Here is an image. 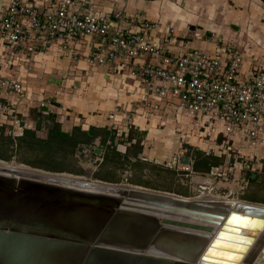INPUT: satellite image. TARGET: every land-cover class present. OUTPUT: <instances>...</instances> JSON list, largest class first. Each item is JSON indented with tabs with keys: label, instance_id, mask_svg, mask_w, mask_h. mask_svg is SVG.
Segmentation results:
<instances>
[{
	"label": "built area",
	"instance_id": "1",
	"mask_svg": "<svg viewBox=\"0 0 264 264\" xmlns=\"http://www.w3.org/2000/svg\"><path fill=\"white\" fill-rule=\"evenodd\" d=\"M94 1L9 0L0 4V39L8 40L15 53L26 60L58 51L73 64L81 61L128 74L145 94L135 103V109L124 111L118 105L108 115L115 132L118 113L123 112L128 124L133 125V117L145 111H160L159 101L165 100L192 116L204 132L210 134L221 124L226 135L243 136L251 152L259 148L264 137V66L255 67L245 78V56L238 43L210 37L213 51L188 48L186 35L201 40L206 34L189 27L179 38L172 26L164 30L161 22L135 21L122 10L97 13L92 8ZM83 43L89 48L88 54L78 50ZM12 94L26 99L24 84L0 76V123L9 120L11 134L21 137L24 127L17 106L10 100ZM46 106L42 103L40 107L44 114H50L51 106L44 112ZM221 152L229 151L224 147ZM186 153L183 150L177 155L176 167L183 165L191 173L190 165L180 162ZM244 165L253 172L263 170L261 162L247 165L236 161L229 172ZM210 174L224 177L228 172L214 167Z\"/></svg>",
	"mask_w": 264,
	"mask_h": 264
},
{
	"label": "water",
	"instance_id": "2",
	"mask_svg": "<svg viewBox=\"0 0 264 264\" xmlns=\"http://www.w3.org/2000/svg\"><path fill=\"white\" fill-rule=\"evenodd\" d=\"M94 153L101 155L102 149ZM178 161L175 156L168 166L175 168ZM180 162L190 165V157ZM18 166L43 180L0 177V264H236L240 254L227 249L244 250L248 240L234 225L253 228L264 221V207L255 204L234 212L228 200L207 202L134 185L118 188V198L84 196L56 180L80 176L24 164L7 170L17 173ZM221 214L216 235L202 234L215 230ZM261 253L264 259V249Z\"/></svg>",
	"mask_w": 264,
	"mask_h": 264
},
{
	"label": "crops",
	"instance_id": "3",
	"mask_svg": "<svg viewBox=\"0 0 264 264\" xmlns=\"http://www.w3.org/2000/svg\"><path fill=\"white\" fill-rule=\"evenodd\" d=\"M8 1L9 0H0V4ZM92 8L97 13L106 14H113L117 10H122L135 21L161 22L164 26V30L169 26L175 28V35L179 38L186 35L189 27L193 31L199 30L206 34V38L201 40H194L191 38L190 34L186 35L188 36V48H199L206 51H213L214 44L210 37L212 39H224L238 43L244 51L245 64L242 69V75L245 78L250 77L251 72L255 67L264 66V25L262 24L264 21V2L261 0H95ZM160 42L161 39L157 38V43ZM84 44L85 43L78 46V50L81 49L82 54H88L89 48ZM35 58L40 62L55 61L54 63L58 64V67L54 70L52 69L53 71L51 72H54L55 75L56 73H61L64 77L68 75L70 69H75L77 73L80 71L83 72V70L86 71V73L90 71H99V68H93L81 61L73 64L68 57L62 56L58 51H53L50 56H37ZM62 66L64 68H62ZM104 68L107 71V75H105L106 73L103 74V71L101 73H93V75H95V77H93L94 80L86 81L90 94L84 102H82L81 98L65 97L64 99L62 98V100H59L54 96H50L48 100L45 101L43 97L44 91L43 89H40L39 103L50 105L51 114L54 113L55 115L59 114L64 117L67 116L65 121L59 119L58 116L56 119L57 122L62 123L61 126L64 131L69 132L77 126L85 131L94 126L112 129V127H110L108 115L114 110V108L119 105L122 106L124 111H131L135 109L133 107L135 103L144 96L145 90L128 74L119 73L112 68ZM98 74L105 75V79H102L104 82L101 81L102 83H99L100 77ZM50 79L51 84L48 87H52L54 83H62V85H60L65 86L69 81L72 83L74 80L66 79L65 81H59L56 79V76H51ZM108 79H112V82L107 84L110 87L105 88V86L102 85L108 82ZM93 86L98 87V89H94ZM116 88H118V90H116ZM95 90L98 92L97 95H94ZM54 92L57 95H63L62 89L60 90L59 85H57V89ZM14 99L15 97L10 95V100H13L12 102L15 103L20 110L21 117L26 116L25 112L28 113L31 107L34 106L31 104L34 99H25L21 102H14ZM54 99H57L58 101L56 102H59L62 105L61 108L52 105V102L55 101ZM117 100L120 103H117ZM159 102H161L162 107L160 111L141 112L140 115L133 117V125L128 124L123 112L118 113L116 141L118 139L123 141L120 144L117 143L123 150H119V148L118 150L122 153H125L128 150L130 144L126 142V140L130 136V131L133 130L135 132V135L133 134V136L144 137V149L143 153L140 155L141 160L149 161L157 165H164L169 169H174L177 173V177L181 179L183 184L187 185L189 194L192 197L195 196V194L193 193V190H191V182H197L198 186L202 189L208 188L207 186L202 185H211V190H213L214 193L218 192V194L232 196L237 192L238 199L241 200L240 196L244 194L249 185L247 174L251 175L254 179L258 175L260 177V173H264V137L262 138L261 145L255 152L234 149V153L228 152L225 154L221 152L224 149L223 144L220 145L217 143L218 136L220 135L223 137V134L218 133L217 128L210 132V134L203 133L202 126L198 125L192 116L188 115L183 110H179L173 101L172 103L165 100ZM46 109H49L48 106H46ZM70 109L73 111L75 110L74 112L81 115H72ZM47 110H44V112ZM184 114H186V116ZM20 116L19 118L22 121L21 125L24 127V131L25 129H36V121L33 118H31L32 120L28 119L27 121H24ZM69 116L71 117L70 120L68 119ZM218 125L221 126V124H217V126ZM2 126H7L12 130L11 122L9 120L0 123V127ZM48 126L51 125L48 124ZM45 130H47V126L44 124L42 125L41 130L37 131V134H44ZM186 137L190 141L182 143ZM231 141L233 142V140ZM133 143H135V140ZM99 145L100 142L97 140L92 147L84 146L81 152H79L81 158L85 159L87 157L89 158L91 155L93 156L92 151L100 148ZM187 145L207 154L214 153L218 157L224 156V163L218 167L223 169V171H227L228 175H225L224 177H218L217 175L216 177H212L210 173L200 174L193 171L191 173L185 171L186 168H184L183 165H179L176 168H170L167 166L168 163H172L175 156L181 155V153H179L180 149L181 151L186 150L182 148ZM89 150L91 153H85ZM102 154L93 156L95 157L94 162L98 160L96 168L98 166L97 164L103 161ZM183 156H186V154ZM183 156H181V158ZM236 161L247 165L250 163L258 164L261 162L263 170L253 172L248 166L244 165L242 168L232 169L233 173L229 172L230 167H234ZM192 165L193 160L190 158L191 168ZM254 173H257L258 175L256 176ZM237 179L240 180L238 183H235ZM220 181L224 184L229 182L230 185L223 186V184L219 183ZM258 185L263 186L264 183L259 182ZM193 189L197 191V189ZM170 194L178 196L174 193ZM241 201L253 204L249 201Z\"/></svg>",
	"mask_w": 264,
	"mask_h": 264
},
{
	"label": "trees",
	"instance_id": "4",
	"mask_svg": "<svg viewBox=\"0 0 264 264\" xmlns=\"http://www.w3.org/2000/svg\"><path fill=\"white\" fill-rule=\"evenodd\" d=\"M33 112L36 111L33 110ZM17 114L21 113L17 111ZM32 118L36 121V129H25L21 137H14L11 134L12 130L7 126L0 127L1 161L11 162L16 160L20 164L51 173L87 176V172L80 166L79 152L84 146L92 147L99 140V146L103 150V161L97 164L96 171L90 175L93 180L113 184L126 182L154 191L174 193L188 198L192 197L189 194L187 185L183 184L181 179L177 177L174 169L141 160L140 155L144 149V144H142L144 137L133 136L135 133L133 130L130 131V136L126 140L130 146L125 153H122L118 150L115 131L107 129V127L94 126L85 131L77 126L66 132L62 129L61 123L56 121L57 116L51 113L44 114L41 107L37 110V114H32ZM47 123L51 126H47L44 134L38 135L37 131L41 130L42 125ZM202 132L207 133L204 132V129H202ZM134 140L135 143H133ZM226 140L229 139L224 134L223 137L219 135L217 143L223 144L230 153H234V149H231L233 142L229 140V143H226ZM185 149L187 150L186 156L193 160L191 169L195 173L209 174L214 167L222 165L225 160L224 156L218 157L214 153L207 154L195 150L189 145L185 146ZM92 154L96 156L94 151H92ZM254 175L257 176L258 174L254 173ZM260 175V177L258 175L253 179L251 175L247 174L248 189L260 186L258 185L259 182L264 183V173H260ZM245 196L246 194H243V197L241 195L240 199L253 204H264V202L247 199Z\"/></svg>",
	"mask_w": 264,
	"mask_h": 264
},
{
	"label": "rangeland",
	"instance_id": "5",
	"mask_svg": "<svg viewBox=\"0 0 264 264\" xmlns=\"http://www.w3.org/2000/svg\"><path fill=\"white\" fill-rule=\"evenodd\" d=\"M262 24L264 25V21H263ZM10 45L11 44H9L8 40L0 39V76L18 78L23 84H25V87L27 89L26 99L27 100L34 99V101L31 102V104L34 105V106L31 107V109H30V111L28 113L25 112L26 116H24V117L22 116L21 117L20 116L21 114H19V116L24 121H27L28 119L32 120L31 119L32 118V114H34V113L37 114V110L39 109V107L41 105V103H39V101H40V93H41L40 89H43V91H44L43 92V97H44L45 101H47L50 96H54V97L58 98L59 100L60 99L62 100V98L64 99L65 97L66 98H73L74 97V98H79V99L81 98L82 102H84L85 100H87V98H88L87 96L90 94V90L88 89V84H86V81H88V80L89 81L90 80L93 81L94 80L93 77H95V75H93V73H99V72L101 73L103 71L104 72L103 74L106 73L105 75H107V71H106V69L104 67L99 68L98 69L99 71H96V72H91L90 71V72L86 73V71L83 70V72L80 71V72L77 73L75 69H70L69 72H68V75H66L65 77L61 73H56V75H55L54 72H51L55 68L58 67V64L54 63L55 61L40 62L35 57H33L32 59L26 60L23 57L17 55L15 53L14 47L12 45L11 46ZM62 68H64V67L62 66ZM103 74H98V76L100 77V79H99L100 82L99 83L104 82L102 79H105V75H103ZM51 76H56V79L59 80V81H61V80L65 81L66 79H68V80L74 79V80H73L72 83L69 81L68 84L65 85V86H61L62 83H60L61 85L58 84V83H54V85H52V87H48L51 84L50 83L51 82V79H50ZM108 80H109L108 82H106L105 84L102 85V86H105V88L110 87L107 84H109V82H112L111 81L112 79H108ZM56 84L60 86V90L62 89V94L63 95L55 94L54 91L57 89V85ZM95 88L98 89V87H94V89ZM116 90H118V88H116ZM95 91H94V95H97L98 92H97V90H95ZM11 96L15 97L14 102L23 101L22 99L18 98V96L15 95V94H12ZM54 100L58 101L57 99H54ZM11 101H13V100H11ZM116 102L120 103V102H118V100ZM48 107H50V106L48 105ZM120 107L122 108V106H120ZM133 107L136 108L135 105ZM17 110L20 112V110L18 108H17ZM33 110H35L36 112H33ZM70 111L72 112V115H74V116L76 114H79V113L74 112L75 110L73 111V110L70 109ZM79 115H81V114H79ZM184 115L186 116V114H184ZM17 116H18V114H17ZM56 116H58V118L62 119L63 121H65L66 117H67V116L64 117L63 115L61 116L59 114H56ZM68 119L70 120L71 117L69 116ZM48 124L49 123H47L45 126H48ZM123 126H124V124H123ZM107 129H110V128H107ZM217 131H218L219 134L226 135L224 130H223V128L221 126H219V125L217 126ZM39 135L41 136L42 134H39ZM226 136L229 139L233 140L234 144L231 147V149H242V150H245V151H247V150L250 151L251 147L245 141V139H243V136H240L238 134H233L232 136H230V135H226ZM117 141H118L117 142L118 144L123 142L121 139H118ZM176 141H177V139H176ZM185 141H190V140L186 137V139L182 143H184ZM118 148H119V150L122 149L121 146H118ZM182 149H185V146ZM88 152L91 153L90 150L86 151L85 153H88ZM181 152L182 151L180 149L179 153H181ZM183 153H185V151ZM91 156L89 158L87 157L85 159L81 158V156H79L80 166L82 168H84V170L87 172V176H80L81 178H75L74 177L73 179L72 178H63V179L70 180V181H73V182L75 181L77 183H89V184L90 183H92V184L96 183L95 185H97V184L98 185H104V186H107V187H114L115 189H118V188L130 189L129 185H131V184H128L126 182L110 186V185H106V184H103V183H98V182H96V180H93L90 177V175H92V173L94 171H96L95 170V169H97L96 168V163H97L98 160H96L94 162V158L95 157H93V156L91 157ZM6 163H7V165L9 164L8 166H11V167H14L15 165H21L16 160H13L11 162H6ZM232 178H233V176H232ZM57 179L58 180L59 179L62 180L61 177L60 178L58 177ZM42 180H43V178H41L39 181H42ZM239 180L240 179H237V181L235 183H238ZM43 182H45V181H43ZM104 183H107V182H104ZM219 183L223 184V186L230 185L229 182L227 184H224L223 182L220 181ZM235 183H233V184H235ZM59 184H66V183L64 181H59ZM109 184H113V183H109ZM191 184H192V186H194V187L191 186V190H193V193L195 194V196L190 197V198H194L196 200H201V201H207V202L208 201H212V200L213 201H215V200H228V201L231 200V201H236L238 203L239 202L240 203H245V202H242L241 200L238 199V195L236 194L237 192L234 193V195H232V196H227L226 194H218V192L214 193L213 190H211L212 189L211 185H207V184L202 185V186H207L208 187L207 189H202L200 186H198L197 182H195V183L191 182ZM220 184H218V185H220ZM228 187H230V186H228ZM78 188H82V187L79 186ZM193 188L197 189V191L194 190ZM244 194H246L245 198H247V199L255 200V201H258V202H264V186L263 187L256 186L255 188L253 187V188L248 189L247 191H245ZM242 197H243V195H242ZM246 204H248V203H246ZM255 205H257V204H255ZM258 206H264V205H258ZM189 215L195 216V217H199V218L201 217V216L194 215V214H189ZM201 218H204V217H201ZM216 221L221 222L219 219H217ZM188 222H194V223L203 224V223H201L199 221H195V220H192V221L188 220Z\"/></svg>",
	"mask_w": 264,
	"mask_h": 264
},
{
	"label": "bare ground",
	"instance_id": "6",
	"mask_svg": "<svg viewBox=\"0 0 264 264\" xmlns=\"http://www.w3.org/2000/svg\"><path fill=\"white\" fill-rule=\"evenodd\" d=\"M8 165L5 162H0V177L15 179L16 181H20L22 179H30V180L32 179L35 181H39L40 178H43V176H37L33 173H29V172H34V171H32L29 168L24 167V166H18L16 169H19L20 171H16L17 173H14L12 170H7V168H10V166H8ZM4 167H6V168H4ZM13 174H15L16 176ZM13 176H15V177H13ZM56 180H57V182L64 181L66 183V184H61V185H63V186H61L62 188H65L68 191L77 192L80 195H84V196H107V197H113V198L119 197L118 189H115L114 187H107V186L98 185V184L95 185L96 183L89 185L87 183H77L75 181L73 182V181L64 180V179L63 180L56 179ZM78 185L82 188H78L79 187ZM229 201H230L232 208H233V209H231V211H234V212H236L235 210H238V209H241L242 207L244 208L245 206H247L246 203H240L239 202L240 203L239 204L236 201H231V200H229ZM259 207H264V206H259ZM231 211L226 210L227 213L231 212ZM241 212H239L240 215L244 216L245 214H247V213H243V211H241ZM214 216H216V215H214ZM222 217L225 218V216H223V214L216 217L215 221L217 219H219L221 222L216 221L215 225L213 226V227H215L214 231H212L211 233H202V234L212 235V237H214L216 235L217 231L219 229H221V227L223 225V222H224L223 219L224 218H222ZM233 223H236V221H233ZM234 226L241 227L243 230L239 235L248 240V243L247 242L243 243L245 245L244 250L240 251V250L227 249V250L233 251L234 253L240 254L239 258L236 261L234 260V262L236 264H264V259L262 258L263 254L261 253L264 249V221L259 223L258 227H253V228L243 227V226H239V225H234ZM254 226H256V224ZM204 239L206 240L207 237Z\"/></svg>",
	"mask_w": 264,
	"mask_h": 264
},
{
	"label": "flooded vegetation",
	"instance_id": "7",
	"mask_svg": "<svg viewBox=\"0 0 264 264\" xmlns=\"http://www.w3.org/2000/svg\"><path fill=\"white\" fill-rule=\"evenodd\" d=\"M116 133V135H117V132H115Z\"/></svg>",
	"mask_w": 264,
	"mask_h": 264
}]
</instances>
